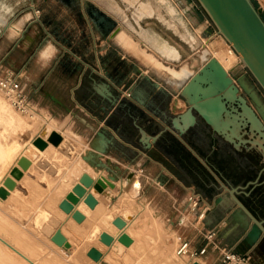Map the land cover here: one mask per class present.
Segmentation results:
<instances>
[{
    "label": "crops",
    "instance_id": "crops-1",
    "mask_svg": "<svg viewBox=\"0 0 264 264\" xmlns=\"http://www.w3.org/2000/svg\"><path fill=\"white\" fill-rule=\"evenodd\" d=\"M181 1L184 7L172 0L177 14L199 40L195 24L207 28L208 18L195 0L190 4ZM89 3L113 18L122 33L103 34ZM152 6L146 13L153 15L145 17L155 18V26L141 25L175 45L180 59H163L142 39L136 40L128 25L97 0H0V74L18 77L35 109L34 116L26 117L0 104V180L23 155L22 150L48 128L44 139L53 131L63 139L57 146L48 142L33 159L46 156V165L39 168L49 177L59 178L75 161H86L117 180L135 170L142 183L136 195L138 205H158L160 199L150 193L157 189L163 191L165 200L173 199L177 214L174 217L172 213L168 221L181 226L188 215L193 216L195 229L183 239L192 248H202L207 242L205 233L215 229L216 244L210 243L201 255L207 264H225L223 246L248 253L255 264H264V250L259 246L263 233L255 243L248 236L253 221L224 186H240L238 197L256 217L264 219L260 144L254 134L242 129L239 136L226 140L202 118L184 135L172 125V118L187 108L175 83L181 77L178 71L184 62L194 68L185 61L191 55L179 40L191 49L196 43L181 37L175 29L185 34L186 30L164 7ZM35 8L41 10L39 17ZM151 57L177 74L160 72ZM232 164L239 167V180L230 173ZM191 189L210 201L203 221L195 220L189 210L187 194ZM192 259L187 256L188 261Z\"/></svg>",
    "mask_w": 264,
    "mask_h": 264
},
{
    "label": "water",
    "instance_id": "water-1",
    "mask_svg": "<svg viewBox=\"0 0 264 264\" xmlns=\"http://www.w3.org/2000/svg\"><path fill=\"white\" fill-rule=\"evenodd\" d=\"M195 1L214 25L216 32L221 34L240 54L243 66L254 82L249 80L245 72L241 74L228 72L215 57L205 60L204 64L180 87L181 96L186 100L187 108L172 118V125L184 135L198 122V118H202L226 140H232L234 135L239 136L238 131L242 129L249 135H255L264 158V18L261 9L256 7L253 0ZM177 2L182 5L181 0ZM187 2L190 4V0ZM89 9L102 27L103 34L115 35L120 30L116 27V21L105 12L90 3ZM46 135L47 133L42 131L41 136L33 140V144L44 149L48 142L57 146L63 139L55 131L44 139ZM30 162L24 156L18 159V166L12 167L10 175L0 186L1 199L7 198L10 190L16 186V180L22 177L23 170L28 168ZM134 175L135 172L130 171L126 175V180L130 181ZM91 186L97 192L104 193L108 191V186H113V183L105 177L94 179L90 174L83 173L79 182L59 203V207L66 213L72 212V216L77 221H82L84 214L74 207L83 196H85L84 201L90 207L96 205L97 198L94 193L87 192V188ZM224 186L238 207L253 221L254 225L248 236L255 243L260 233L264 236V219L256 217L238 197L240 186ZM113 197L114 195L109 198ZM113 222L119 228L126 225L125 219L120 216L116 217ZM51 238L56 243L67 246L66 237L60 228L53 233ZM100 239L106 245H111L114 241L111 234L106 231L101 233ZM118 240L125 245L132 243V237L126 232H123ZM259 246L264 250V237ZM88 255L94 260H100L102 252L96 247H91ZM193 264H199V262Z\"/></svg>",
    "mask_w": 264,
    "mask_h": 264
},
{
    "label": "rangeland",
    "instance_id": "rangeland-1",
    "mask_svg": "<svg viewBox=\"0 0 264 264\" xmlns=\"http://www.w3.org/2000/svg\"><path fill=\"white\" fill-rule=\"evenodd\" d=\"M117 1L122 7V9L124 10V12L128 15L129 20L134 25L137 26L135 22L136 19L133 14L135 10V6H132L127 1H124V0H117ZM151 1L154 4L156 3V0H151ZM253 2L255 3L257 8L261 9V14L264 18V0H253ZM117 18L121 19L120 17H117ZM154 19L155 18L143 17L142 19H140V22L145 27L148 25L155 26V24L152 23V22H155ZM207 24H208L207 28H205L203 25H200L199 22L195 24L196 32L199 36V41L196 44V46L193 47L192 49L189 48V46L183 40L182 41L179 40L182 47L185 50H187V52H190V55H191L190 59H187L185 61L190 62V64L194 68L198 67L202 63V61H204L200 57L202 49L208 46L214 52L216 57H218L224 62V66L226 70H228L229 72L232 71L233 73H236V74H241L245 72L248 75L249 80L254 82L253 78L250 76L246 68L243 66L241 58L239 57L237 52L233 49V47L227 42V40L222 35L216 32V28L214 27V25L211 23L209 19H208ZM175 30L185 40H188V41L189 39H191L192 41L196 40L194 39L193 34H191L189 31H186V34H185L181 32L180 30H177V29ZM130 32L134 36V38L138 40L137 39L138 36L136 32L133 30H131ZM175 39H177V36H175ZM181 63L182 61L177 63V65ZM260 92L263 94L261 90ZM0 104L5 110L10 109L12 112L16 113L19 116L24 115V113H21L17 109H15L11 105L9 100L6 99L5 96L3 97L1 93H0ZM34 115H35V111L32 113V115L25 114L24 116L29 117V116H34ZM0 134L1 135L3 134L2 127H0ZM31 156L34 157V155H31ZM2 158L3 157L1 155L0 162L3 161ZM46 160L47 158L44 157V159L40 161L39 165H41L42 167L46 165L47 163ZM0 168H2L1 165H0ZM230 173L233 174L234 177H236V179L238 180L239 178H241L239 176V167L235 164H232L230 166ZM44 177L45 179L48 180L47 182L45 181L48 187L50 185H53L60 178V177L59 178L49 177V175H46L43 171H41V169L38 166V168H36V170H34L30 174V177L27 180V182H25V185L20 183V185L18 186V188L16 189V191L14 192L10 200L6 202L0 201V219L6 217L10 223L9 224L8 222H5V221L4 222L6 224L4 222H0V231H1L0 233L2 235L6 234L7 238L10 241L13 240L12 242L14 243L16 242L17 245H21L22 249H23V246H26L29 241L30 243L32 242L31 246L28 245V248L27 247H24V248H27V250L29 249V251L32 249L30 251L32 254L35 251L36 253L35 252L34 253L37 256H35L34 258L36 259V261L37 259H39L38 261H42L43 259V261L40 262L42 264H47V263L53 264V262L54 264H57V263L58 264H95V262L87 255L86 250L90 247V241L92 239V235H94L97 231H99V227L98 226L92 227V223L90 221L82 225L79 231H76V228L74 227L65 229V231L68 234L69 242L67 243V246H64V247H59L54 244H51L50 241L47 240V238L45 237L44 233L40 231L41 226H43L42 224L45 222V220L50 214L49 212L50 208H45L46 206L44 207V204H43L44 199L46 198L47 202L50 203L53 199L55 201H59L60 198L64 195L62 194L60 196H53V193L50 190L49 192L44 193L43 191L44 190L43 185H45ZM52 180H54L53 181L54 183H50L52 182ZM123 180H126V178ZM1 181L2 179L0 180V182ZM124 184H127L126 181H124ZM119 186L121 187L120 183H119ZM120 187H118V191L116 193V195L118 196V201L115 203L118 204V202H122V204L124 205H120L119 207L121 208L120 210H124L125 212H128L130 216L135 214L134 220L136 221H134L135 224L133 226L135 227L134 233L136 234V238L143 245L142 252L150 251L151 256L154 258V261L157 259L166 258L167 256H161L164 254L163 252L168 253L166 254L168 256L173 254V252H176L177 245L179 244L180 241L184 239L186 233H188L191 230L194 231L195 228L193 224L195 222L193 221L192 215L190 216L187 214L188 218L185 219L186 221H184V224L181 226L176 225L175 223L173 224L171 221L167 220L168 217L172 213L174 214V217H175L177 212L174 210V207L172 206L173 199L166 198L165 200L162 190L154 189L150 191V193L154 195L156 199L157 198L158 200L160 199L159 200L160 202H158L159 203L158 205L153 203V204H150V206L149 205L146 206L148 211L146 210L143 212V210H140V208L142 207L141 204L138 205L136 201V197H137L136 195L138 194L136 189L131 188L129 191V198H126L124 200L121 197H119ZM115 209H118V208L115 207ZM139 211L140 212L142 211V213H140ZM117 213L118 212L114 210V216ZM147 216H150V217H147ZM146 217L150 218L149 221L144 220V218ZM139 223L141 225H139ZM201 224L202 222H200L199 224L196 223L198 227ZM88 230H90V233L89 235L85 236L84 234L88 232ZM176 231L179 233H177ZM26 240H28V242ZM33 249L35 250L33 251ZM163 249H165L166 251L169 250V252H166L165 250L163 251ZM113 250L114 249L111 250L112 252L109 251L108 253H106L104 261L100 262V264H136L139 260L142 259V255L139 252H137L135 249L133 251H130V249H123V248L119 250H114V251ZM6 251L7 250L4 249L1 245L0 246V264H14L13 262L11 263V261L19 262L16 257H12L11 261H9L7 256H5ZM161 251H162V254H161ZM110 253L111 255H108ZM35 254H33V256ZM44 257L45 258L47 257V259H45V261L47 260L45 263H43ZM184 257L185 258L180 257L181 258L179 260L180 263L185 262L187 260V254L184 255ZM53 258L55 259V261ZM195 258L203 259L201 256H197ZM6 261L7 262L9 261V262L6 263ZM140 264H145V263L141 262Z\"/></svg>",
    "mask_w": 264,
    "mask_h": 264
},
{
    "label": "bare ground",
    "instance_id": "bare-ground-1",
    "mask_svg": "<svg viewBox=\"0 0 264 264\" xmlns=\"http://www.w3.org/2000/svg\"><path fill=\"white\" fill-rule=\"evenodd\" d=\"M99 2H102L107 11L111 14H113L116 17H120L125 23L126 25H128V27L135 31L137 36L142 39V41L146 42L148 45H150V47L158 54L160 55L163 59H167V60H178L181 57V54L179 53L177 47L173 44H171L165 37H163L161 34H159L157 31H155L152 28H145L141 25L140 23V19L145 17V16H152L153 14L150 13H146V8L149 9V7H153L152 4L153 2L151 0H124L127 1L129 4H131L132 6H135V10H134V16L136 19V23L137 26L134 25L128 18V15L124 12V10L122 9V7L120 6V4L118 3L117 0H97ZM156 6L158 9H161L162 7H164L168 14L171 15V17L175 18L179 24H181L183 26V28L186 31L188 29V26L186 25V22L182 19L181 15L177 14V8L176 5L172 2V0H156ZM152 10V9H151ZM154 10V9H153ZM148 12V11H147ZM178 30V29H177ZM123 28H121L115 36H117L118 34L122 33ZM219 34V33H218ZM221 35V34H220ZM194 36V35H193ZM184 39V38H183ZM194 42L197 44L198 43V39L194 36ZM228 42V41H227ZM205 43V42H204ZM229 43V42H228ZM208 44V43H207ZM230 44V43H229ZM231 45V44H230ZM207 46V45H205ZM232 46V45H231ZM195 47V46H193ZM234 49V48H233ZM211 55H210V54ZM239 55V57L241 58L240 54L237 53ZM200 57L205 61L211 57H215L218 59V61L222 64V66L225 68L224 66V62L219 59L218 57H216V55L214 54V52L207 46L204 47L202 49V52L200 54ZM151 60L153 61L154 66L160 71V72H166V73H176L174 72L175 70L172 69L169 66H164L162 65L161 62L155 60L153 57H151ZM185 64L183 66L180 67V71H178V73L181 75L180 78L175 80V83L178 87L183 86L190 78L191 76L195 73V70L191 69L188 66L187 62H184ZM243 63V62H242ZM226 69V68H225ZM228 71V70H227ZM229 72V71H228ZM177 74V73H176ZM171 83L174 82L173 79H170ZM1 95L4 97L5 95L0 91ZM6 98V96H5ZM7 99V98H6ZM179 100V99H178ZM181 100V99H180ZM179 100V101H180ZM10 102V101H9ZM182 103V102H181ZM182 105V104H181ZM184 106V105H183ZM42 129V128H41ZM47 129L43 130V133H47ZM36 131V130H35ZM29 134V133H28ZM31 134V132H30ZM42 134V133H41ZM41 134L39 136H41ZM47 136V135H46ZM36 138V137H35ZM34 138V139H35ZM33 139V140H34ZM33 140L32 142H30L31 144L27 145L26 143V147L24 150H22L24 157H27L31 162L30 165L28 166L27 169L23 170V175L20 179L16 180V186L14 187V189L10 190V194L7 196V198L5 199H1L0 201L2 202H6L8 200H10V198L13 196L14 192L16 191V189L18 188V186L20 185V183H22V181H24V177H26V173L30 172L29 170H31V173L36 170V168H38V166H40V161L44 159V157L46 156H41V159H33V157L31 155H35L34 153L40 149L41 151L44 149L39 148L38 146L33 144ZM27 142V141H26ZM66 143V142H65ZM68 144V143H67ZM24 145V144H23ZM52 146V145H51ZM87 145H85L86 147ZM90 148V147H89ZM48 152V151H47ZM37 153V152H36ZM45 154H48L45 152ZM22 156H19L22 157ZM18 157V156H17ZM81 157V156H80ZM15 163V165L13 164V166H11V168L9 167L7 174L5 176H3L2 181L0 182V186L3 185L4 179L10 175V171L12 169V167L14 166H18V159ZM82 159V158H81ZM79 160V159H78ZM82 161V160H81ZM15 162V161H14ZM79 162V161H78ZM78 162H75V164L70 167H68V170L65 171V173H63L61 176H59L60 178L57 180V182H53L54 180H52V182L50 183H54L53 185H50L48 187V185L46 184V182L48 181L47 179H45L44 177V184L43 185V191L44 193L52 191L53 196H60L62 194H64L59 201H55L54 199L49 203L47 202V199H44V207L45 208H50L49 212V216L47 217V219L45 220V222L42 224L43 226H41L40 231L44 233L45 237L47 238V240L50 241L51 244H54L56 246L59 247H64L65 245H60L58 243H56L55 241L52 240L51 236L53 235V233L60 228L62 230V233L65 235L66 237V241L67 243L69 242V238H68V234L65 231V229L70 228V227H74L76 228V231H79L82 225H84L86 222L90 221L92 223V227L93 226H98L99 227V231H97L94 235H92V239L90 241V247L86 250L87 251V255H88V250L91 247H96L98 248L101 252H102V257L100 260H94L92 257H89L95 262V264H100V262L104 261L105 259V255L106 253H108L109 251H111L112 249L114 250H119L121 248L123 249H130V251H133L134 249L139 252L142 255V261L139 260L136 264H140L141 262H144L145 264H193L194 262H199V264H207L206 261L204 259H200V258H193L192 261H188L186 260L185 262L180 263V259L181 258H185L184 255H179L176 252H173V254H171L170 256L166 255L168 253L163 252L164 254L161 256H167L166 258H162V259H157L154 261V258L151 256V252L150 251H146V252H142L143 251V245L141 244V242L136 238V234L134 233V218H135V214L134 215H129L128 212H125L124 210H120L121 208L120 205H124L122 204V202H118V204H116L115 202L118 201V196L116 195L117 191H118V187L119 183L121 184L120 187V192H119V197H121L122 199H126L129 198V191L131 188H135L137 192L140 191V188L142 186L141 180L140 178L136 175L137 173H135L134 177L130 180H123V179H112L109 178L108 176H106V174H104L103 171L100 170L97 171V169H94L92 166H90L86 161L84 162H80L78 164ZM20 167V166H19ZM21 168V167H20ZM96 168V167H95ZM57 171V170H56ZM106 171V170H105ZM108 171V170H107ZM134 172H136L135 170H132ZM26 173V174H25ZM56 173V172H55ZM82 173H88L90 174L94 179H97V177L95 176H99L101 175V173H103L102 176L99 177H105L108 180H110L113 183V186H108V191L101 193V192H97L93 186L88 187L87 188V192L92 191L95 195V197L97 198V203L94 207H90L85 201H84V197L83 196L80 201L75 204L74 209H78L80 210L83 214H84V219L82 221H77L73 216H72V212L70 213H66L63 209H61L59 207V203L62 201V199L65 198L66 194L72 190L73 186L79 182L80 177L82 176ZM106 173V172H105ZM108 175V173H107ZM98 177V178H99ZM120 178V177H119ZM124 181H126L127 184H124ZM48 182V183H49ZM49 183V184H50ZM114 197L112 199H110L109 197L113 196ZM46 196V195H45ZM110 201V202H109ZM109 202V203H108ZM142 204V203H141ZM118 209H115V207ZM142 207L140 208V210L144 211H148L146 205H141ZM18 209V208H17ZM21 210V209H20ZM114 210H116L118 213L114 216ZM22 211V210H21ZM140 212V211H139ZM142 213V211L140 212ZM138 214V213H137ZM136 214V215H137ZM149 215V214H147ZM122 217L125 219L126 221V225L123 228H119L116 224H114V219L116 217ZM150 217V216H147ZM144 218V220L149 221L150 218ZM9 218V217H8ZM137 218V217H136ZM154 218V217H152ZM8 222L9 220L5 217V218H1L0 222ZM4 222V223H5ZM145 222V221H144ZM6 224V223H5ZM10 224V223H9ZM12 224V223H11ZM4 225V224H3ZM15 225V224H13ZM139 225H141L139 223ZM143 225V224H142ZM139 227V226H138ZM137 227V228H138ZM139 229V228H138ZM137 229V230H138ZM92 230V229H91ZM108 232L111 235L112 234H118V236H120L123 232H126L129 234L130 237H132V243L129 245H125L122 242H120L118 240V238L114 239V241L112 242L111 245H106L105 243H103L100 239V235L102 232ZM1 232V231H0ZM137 232V231H136ZM173 232V231H172ZM177 232V231H176ZM90 230H88V232H86L84 235L87 236L89 235ZM175 233V231H174ZM179 233V232H177ZM174 237V236H173ZM29 240V239H28ZM28 240H26L28 242ZM13 241V240H12ZM10 241L6 234H1L0 233V244L2 245V247L4 249H6V255L8 260L11 261L12 257H16L18 259V261L20 262V264H42L40 262L43 261H38L39 259L34 258L35 256H37L35 253V249H33V254H35L33 256V254L29 251L28 245L31 246L30 241L28 242V244L26 246H23V249L21 248V245H17V243L15 244L14 242ZM16 241V240H15ZM32 241V240H31ZM25 243V241H24ZM30 243V244H29ZM34 243V242H33ZM0 245V246H1ZM25 245V244H24ZM33 245V244H32ZM34 246V245H33ZM27 247V248H24ZM39 249V248H38ZM113 250V251H114ZM165 249H163L164 251ZM166 251V250H165ZM39 252V251H38ZM112 252V251H111ZM166 252H169V250H167ZM143 253V254H142ZM116 254V253H115ZM162 254V251H161ZM108 255H111L108 254ZM107 255V256H108ZM4 256V257H5ZM119 256V255H118ZM160 256V255H159ZM187 256L189 258H191L188 254ZM51 257V256H50ZM124 257V256H123ZM181 257V258H180ZM6 258V257H5ZM45 259H47V257H44V262L45 263ZM54 259V258H53ZM49 260V258H48ZM51 260V259H50ZM108 260V258H107ZM4 261V260H3ZM8 261V262H9ZM55 261V259H54ZM57 261V259H56ZM6 261V263H8ZM14 264H19V262H14L11 261V263ZM49 262V261H48ZM56 263V262H55ZM106 263V262H104ZM48 264V263H47ZM52 264V263H51ZM54 264V262H53ZM58 264V263H57Z\"/></svg>",
    "mask_w": 264,
    "mask_h": 264
},
{
    "label": "built area",
    "instance_id": "built-area-1",
    "mask_svg": "<svg viewBox=\"0 0 264 264\" xmlns=\"http://www.w3.org/2000/svg\"><path fill=\"white\" fill-rule=\"evenodd\" d=\"M34 12L39 17L41 10L35 8ZM0 91L10 101L11 105L19 112L32 115L35 111L29 95L23 89L20 80L16 76H3L0 74ZM129 94V93H127ZM142 173V169H140ZM187 201L189 210L194 215L195 220L203 221L211 204L210 201L195 189H191L187 194ZM206 244L200 248L195 249L191 247L188 240L181 241L177 248L179 255L188 254L191 258L203 255L208 246L215 243L216 231L214 228L209 229L205 233ZM222 261L225 264H255L248 253H241L233 248L223 246L221 247Z\"/></svg>",
    "mask_w": 264,
    "mask_h": 264
},
{
    "label": "clouds",
    "instance_id": "clouds-1",
    "mask_svg": "<svg viewBox=\"0 0 264 264\" xmlns=\"http://www.w3.org/2000/svg\"><path fill=\"white\" fill-rule=\"evenodd\" d=\"M111 236H112L114 239H116V238L119 237L118 234H112Z\"/></svg>",
    "mask_w": 264,
    "mask_h": 264
},
{
    "label": "flooded vegetation",
    "instance_id": "flooded-vegetation-1",
    "mask_svg": "<svg viewBox=\"0 0 264 264\" xmlns=\"http://www.w3.org/2000/svg\"><path fill=\"white\" fill-rule=\"evenodd\" d=\"M249 102H251L250 99H249Z\"/></svg>",
    "mask_w": 264,
    "mask_h": 264
}]
</instances>
